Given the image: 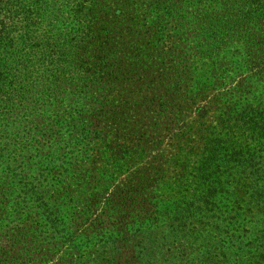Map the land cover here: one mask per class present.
I'll use <instances>...</instances> for the list:
<instances>
[{"label":"trees","instance_id":"1","mask_svg":"<svg viewBox=\"0 0 264 264\" xmlns=\"http://www.w3.org/2000/svg\"><path fill=\"white\" fill-rule=\"evenodd\" d=\"M134 6L184 47L137 136L100 0H0V264H264V0Z\"/></svg>","mask_w":264,"mask_h":264},{"label":"rangeland","instance_id":"2","mask_svg":"<svg viewBox=\"0 0 264 264\" xmlns=\"http://www.w3.org/2000/svg\"><path fill=\"white\" fill-rule=\"evenodd\" d=\"M100 4L106 25L118 32L121 39L117 60L124 68V76L116 91L127 103H130L134 133L136 132L134 136H137V122L139 125L143 123L138 115L139 106L142 107L141 109H148L143 100L149 99V96L157 91L164 92L160 88L165 83L164 77L167 76L163 74L162 69L170 64L175 55L182 54L184 47L174 43L170 48L167 43L160 48L144 39L141 29L146 18L138 14L140 11L135 8L134 0H100ZM138 31L139 33H137ZM140 41L141 45H139ZM181 56L183 57V55ZM180 87L183 91H187V94H184L185 98L178 101L182 106L181 111L184 113L181 117L182 123L189 124L188 126L194 128L198 120L211 115L210 112L205 113L208 110V105L205 102L212 98L213 92L208 90L205 94L200 95L189 92L191 80L181 83ZM165 142L166 139L161 137L156 147L162 146ZM136 166H138V159L134 157V167Z\"/></svg>","mask_w":264,"mask_h":264}]
</instances>
